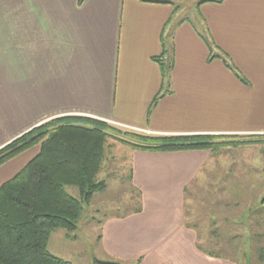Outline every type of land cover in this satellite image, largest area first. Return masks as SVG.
I'll use <instances>...</instances> for the list:
<instances>
[{"label":"crops","instance_id":"obj_1","mask_svg":"<svg viewBox=\"0 0 264 264\" xmlns=\"http://www.w3.org/2000/svg\"><path fill=\"white\" fill-rule=\"evenodd\" d=\"M79 1L0 0V149L66 116L153 135L264 134V0L199 1L191 16L171 0ZM157 58L172 64L167 76ZM39 150L2 163L0 187ZM208 155L132 149L140 200L101 222L100 258L236 264L186 220Z\"/></svg>","mask_w":264,"mask_h":264},{"label":"rangeland","instance_id":"obj_2","mask_svg":"<svg viewBox=\"0 0 264 264\" xmlns=\"http://www.w3.org/2000/svg\"><path fill=\"white\" fill-rule=\"evenodd\" d=\"M171 1L182 7V15L191 16L197 12V3L201 0ZM228 63L232 66L230 59ZM55 120L58 119L54 117L44 123ZM105 125L108 135L104 160L96 178L106 184L104 190L93 193L88 202L82 203V215L75 229H59L49 236L48 250L72 264L104 261L100 258L101 222L107 217L129 213L138 206L140 197L131 185L130 172L132 143L141 141L132 134L170 136L108 122ZM202 136H210L211 141L221 146L216 150L206 149L209 152L206 164L185 194L186 220L198 229L199 239L210 254L236 264H264L260 254L264 249V134ZM36 145L41 149L40 143ZM68 191L80 198L77 187H70Z\"/></svg>","mask_w":264,"mask_h":264},{"label":"trees","instance_id":"obj_3","mask_svg":"<svg viewBox=\"0 0 264 264\" xmlns=\"http://www.w3.org/2000/svg\"><path fill=\"white\" fill-rule=\"evenodd\" d=\"M224 59L230 66L226 55ZM158 61L167 76L172 64L160 58ZM57 119L33 127L0 149L1 165L19 152L41 144L39 153L0 187V264H72L48 250L49 236L59 229H75L82 215V203L106 186L96 179L105 154V122L70 116ZM132 135L141 141L132 143L133 149L216 150L221 146L210 136L202 135ZM73 186L79 189L80 198L68 191ZM140 209L141 206L137 208ZM263 253L264 249L261 259Z\"/></svg>","mask_w":264,"mask_h":264},{"label":"water","instance_id":"obj_4","mask_svg":"<svg viewBox=\"0 0 264 264\" xmlns=\"http://www.w3.org/2000/svg\"><path fill=\"white\" fill-rule=\"evenodd\" d=\"M96 261L98 262V264H123L121 262L112 261V260H104V261L96 260Z\"/></svg>","mask_w":264,"mask_h":264}]
</instances>
